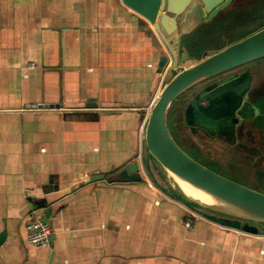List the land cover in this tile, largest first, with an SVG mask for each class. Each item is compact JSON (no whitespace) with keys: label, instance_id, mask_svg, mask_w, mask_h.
<instances>
[{"label":"crops","instance_id":"obj_1","mask_svg":"<svg viewBox=\"0 0 264 264\" xmlns=\"http://www.w3.org/2000/svg\"><path fill=\"white\" fill-rule=\"evenodd\" d=\"M164 56L123 0H0V264H264V236L189 228L146 178L109 181L143 155ZM34 210L48 246L27 240Z\"/></svg>","mask_w":264,"mask_h":264},{"label":"water","instance_id":"obj_2","mask_svg":"<svg viewBox=\"0 0 264 264\" xmlns=\"http://www.w3.org/2000/svg\"><path fill=\"white\" fill-rule=\"evenodd\" d=\"M123 2L153 28L169 50L172 61L166 66L169 58L164 56L160 64V72L164 71L165 66L166 69L163 84L144 126L141 161H134L125 169L113 174L109 181L142 180V171L149 165V159L153 158L178 187L174 190L155 183L165 195L222 227L264 236V192L235 181L193 158L179 145L169 126V116L174 105L184 95L196 90L197 93L186 104L187 122L193 117H201L214 125L241 120L242 112L245 113L247 109L242 108V105L248 100V94L236 86L233 88L239 90L237 94L223 93L227 89L226 82L232 79L238 81L241 74L223 76L264 58V26L207 52L202 58L185 66V37L200 24L211 22L235 0ZM215 79L217 80L211 82ZM39 107L54 106L39 104ZM55 107L59 108L60 105ZM253 109L258 113L261 111L257 106ZM104 178L103 174L96 175L93 180ZM186 187L193 191L187 190ZM5 240L4 231L0 234V245Z\"/></svg>","mask_w":264,"mask_h":264},{"label":"rangeland","instance_id":"obj_3","mask_svg":"<svg viewBox=\"0 0 264 264\" xmlns=\"http://www.w3.org/2000/svg\"><path fill=\"white\" fill-rule=\"evenodd\" d=\"M264 26V0H235L227 9L222 11L211 22L200 24L185 46V66L192 64L191 56L211 51L217 47L236 41L256 29ZM196 42V43H195ZM262 62V63H261ZM264 58L254 63H261L260 74L264 76ZM251 64L246 66H251ZM172 108L169 116V126L176 141L193 158L202 162L209 168L254 189L264 192V120L258 118L251 126L258 128L253 135L262 144L261 147L248 148L247 146L234 145L228 147L214 143L204 137H197L186 129L179 116L174 117ZM255 116L258 112L255 111ZM262 123V124H261ZM250 140V139H249ZM251 143V141H244ZM144 167L143 178L154 183V187L160 189L155 183L172 189H178L171 177L153 159H149V165ZM167 196V195H166Z\"/></svg>","mask_w":264,"mask_h":264},{"label":"flooded vegetation","instance_id":"obj_4","mask_svg":"<svg viewBox=\"0 0 264 264\" xmlns=\"http://www.w3.org/2000/svg\"><path fill=\"white\" fill-rule=\"evenodd\" d=\"M261 63L243 66L223 76L230 77L233 76V74H241L238 81L232 79L226 82L225 86L227 89H225L223 93L234 95L237 94L239 90H242L244 93L248 94V100L242 105V108H247L246 112H242V118L238 122L233 123L229 121L227 124L214 125V123H209L201 117H193V119H190V122H187L188 111L185 109L186 104L194 97L198 90L189 92L179 100L174 109V116L182 118V122L184 121L183 124L186 129L197 137L202 136L212 140L214 143L228 147L234 145L247 146L248 148L253 147L255 149L256 147H261L262 144L253 136L258 128L251 126L258 118L264 120V76L260 74ZM216 80L217 79L212 80L211 82ZM234 86L239 88V90H235L233 88ZM254 106L260 107L261 110L256 116L254 114ZM262 127L264 129L263 124ZM245 140L251 141V143H245Z\"/></svg>","mask_w":264,"mask_h":264},{"label":"built area","instance_id":"obj_5","mask_svg":"<svg viewBox=\"0 0 264 264\" xmlns=\"http://www.w3.org/2000/svg\"><path fill=\"white\" fill-rule=\"evenodd\" d=\"M34 67L35 65L33 63L28 64L27 66V68H34ZM139 159L141 161V155ZM149 184L151 186H154L151 182ZM26 191L30 192V189L27 188ZM187 212H188V217L185 220V225L191 228L193 219L202 218V217L188 208H187ZM29 216L30 218L26 226L28 242L36 247H43L50 245L55 236L54 228L46 219H44L38 214L37 210L32 211L29 214Z\"/></svg>","mask_w":264,"mask_h":264},{"label":"bare ground","instance_id":"obj_6","mask_svg":"<svg viewBox=\"0 0 264 264\" xmlns=\"http://www.w3.org/2000/svg\"><path fill=\"white\" fill-rule=\"evenodd\" d=\"M187 188V190H189V191H193L191 188H189V187H186Z\"/></svg>","mask_w":264,"mask_h":264},{"label":"trees","instance_id":"obj_7","mask_svg":"<svg viewBox=\"0 0 264 264\" xmlns=\"http://www.w3.org/2000/svg\"><path fill=\"white\" fill-rule=\"evenodd\" d=\"M196 43V42H195Z\"/></svg>","mask_w":264,"mask_h":264}]
</instances>
